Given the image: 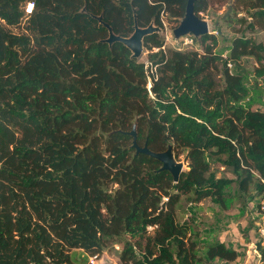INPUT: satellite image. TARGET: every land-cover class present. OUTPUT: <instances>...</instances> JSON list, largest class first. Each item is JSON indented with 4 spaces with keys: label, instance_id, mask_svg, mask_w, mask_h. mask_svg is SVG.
I'll list each match as a JSON object with an SVG mask.
<instances>
[{
    "label": "trees",
    "instance_id": "1",
    "mask_svg": "<svg viewBox=\"0 0 264 264\" xmlns=\"http://www.w3.org/2000/svg\"><path fill=\"white\" fill-rule=\"evenodd\" d=\"M237 1L250 15L247 28L264 30V0ZM185 4L0 0V264H74L68 250L98 255L112 242L121 244L119 264L236 261L224 242L200 248L177 211L183 196L224 205L232 180L210 171V159L224 156L239 192L258 199V214L264 101L239 64L253 58L251 75L264 77L263 46L232 37L222 57L209 33L194 38L200 51H163L154 32L142 40L156 75L148 74V90L144 63L104 42L105 25L128 38L134 24L161 29L162 14L179 23ZM206 8L195 0L198 17ZM133 128L137 145L183 155L187 170L176 183L135 153Z\"/></svg>",
    "mask_w": 264,
    "mask_h": 264
},
{
    "label": "rangeland",
    "instance_id": "2",
    "mask_svg": "<svg viewBox=\"0 0 264 264\" xmlns=\"http://www.w3.org/2000/svg\"><path fill=\"white\" fill-rule=\"evenodd\" d=\"M249 14L240 6L237 0H207V8L204 12L199 13V18L206 21L208 31L217 39V52L222 57H226L225 49L229 45L232 37L244 36L256 44H261L264 48V30L247 28L251 23ZM162 27L158 35L163 39L165 50L175 49L176 44L172 36V30L178 25L177 20L162 14ZM16 33L18 28L11 29ZM184 51H200L198 43H193L192 47H188ZM147 51L142 47L139 57L141 62H146ZM247 76V85L249 87L256 86V93L264 101V77L255 79L251 75L256 63L253 58L244 57L239 64ZM231 73L235 71V67L227 68ZM216 81L221 84L220 74H217ZM221 159L215 157L210 159V171L214 173L216 178H226L232 180L227 188V196L223 206L217 205L210 199L206 198L197 203H190L186 197H181L177 216L180 221L185 222L192 227V231L197 233V243L200 248L217 242H224L228 248L237 251L238 258L235 262L224 263L214 260L211 264H263L264 249H256L258 214L256 210V202L251 199L247 193H240L234 177L230 173V168L223 165ZM183 164V171L187 170L186 162L183 155L176 160ZM253 195V194H252ZM254 250L259 251L255 254ZM121 244L112 242L106 244L98 253L97 264H119V254ZM68 254L73 259L74 264H88L85 254L79 249H70Z\"/></svg>",
    "mask_w": 264,
    "mask_h": 264
},
{
    "label": "water",
    "instance_id": "3",
    "mask_svg": "<svg viewBox=\"0 0 264 264\" xmlns=\"http://www.w3.org/2000/svg\"><path fill=\"white\" fill-rule=\"evenodd\" d=\"M185 10L183 18L179 21L177 27L172 30V36L175 39L183 37L185 35H191L195 38H199L203 35L209 34L208 25L206 21L200 19L194 13V2L195 0H185ZM97 20L100 21L98 17ZM108 29V38L104 40L105 43L111 45L113 42H119L123 44L132 53L133 58H139L142 52V40L145 36L154 32H159V28L150 24L146 28H138L136 24L133 27V33L128 38H122L114 35L110 28L105 25ZM132 137V147L135 149L136 154H143L151 157L161 164L160 170L167 171L170 173L174 183L178 181L179 174L183 171V164L174 159L171 147L168 146L165 151L154 152L150 151L146 145L142 147L137 145L135 139L134 128L128 133Z\"/></svg>",
    "mask_w": 264,
    "mask_h": 264
},
{
    "label": "built area",
    "instance_id": "4",
    "mask_svg": "<svg viewBox=\"0 0 264 264\" xmlns=\"http://www.w3.org/2000/svg\"><path fill=\"white\" fill-rule=\"evenodd\" d=\"M31 8H32V4L29 3L26 5L25 7V12L26 13H29L31 11ZM175 44H176V50H185L187 49L188 47H192L193 46V43L195 42L194 41V37L191 36V35H185L183 37H180L178 39H175ZM161 49L164 51L165 50V45H163V47H161ZM158 49H153V51H157ZM144 63V68L146 70V75H147V89L149 90L150 88V83H151V77L148 76L149 75H152L153 77H156L155 75V67H153L151 65V63L149 62H143ZM231 64L230 63H227V67L228 68H231ZM259 208H258V217H259V221H258V224H257V237H258V246L262 249H264V198H262L259 202ZM154 229V226H150V227H147V231L148 232H152ZM97 259H98V255L95 254V255H90L88 258H87V263L88 264H97Z\"/></svg>",
    "mask_w": 264,
    "mask_h": 264
},
{
    "label": "crops",
    "instance_id": "5",
    "mask_svg": "<svg viewBox=\"0 0 264 264\" xmlns=\"http://www.w3.org/2000/svg\"><path fill=\"white\" fill-rule=\"evenodd\" d=\"M253 252H255V254H259V251L257 250H254ZM261 264V263H260ZM264 264V263H263Z\"/></svg>",
    "mask_w": 264,
    "mask_h": 264
},
{
    "label": "clouds",
    "instance_id": "6",
    "mask_svg": "<svg viewBox=\"0 0 264 264\" xmlns=\"http://www.w3.org/2000/svg\"><path fill=\"white\" fill-rule=\"evenodd\" d=\"M195 38V37H194Z\"/></svg>",
    "mask_w": 264,
    "mask_h": 264
}]
</instances>
